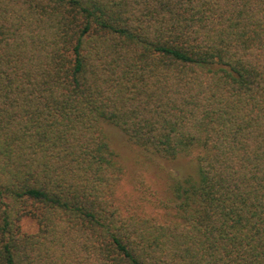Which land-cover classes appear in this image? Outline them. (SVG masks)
<instances>
[{"label":"trees","instance_id":"16d2710c","mask_svg":"<svg viewBox=\"0 0 264 264\" xmlns=\"http://www.w3.org/2000/svg\"><path fill=\"white\" fill-rule=\"evenodd\" d=\"M0 264H264V0H0Z\"/></svg>","mask_w":264,"mask_h":264},{"label":"rangeland","instance_id":"374dc122","mask_svg":"<svg viewBox=\"0 0 264 264\" xmlns=\"http://www.w3.org/2000/svg\"><path fill=\"white\" fill-rule=\"evenodd\" d=\"M108 131H109L111 139L113 140V144L115 148L120 153V155L125 159L124 161L127 166V174L122 180L121 187H120V195L124 196L125 194L130 193V191L132 190L133 178L135 176L133 174H137V172L143 171L139 169V168L142 169L141 167L142 157L140 156V154H138L135 151L133 147H131L128 144L124 134L120 130L114 127H109ZM157 162L161 164L162 166H164V169H163L164 171L159 169V165L154 164V165L149 166L150 170L147 171L146 174L149 178L150 177L158 178L159 182L160 181L162 182V180L158 177V175L164 173L165 171L170 172L175 175H181L182 173H185V171H188L191 169V167L188 166L189 164L186 159H181L178 161H166V160L159 159ZM135 171L137 172L134 173ZM150 181L152 184L153 181L152 180ZM153 185H155L156 187L158 186L156 182H153Z\"/></svg>","mask_w":264,"mask_h":264}]
</instances>
